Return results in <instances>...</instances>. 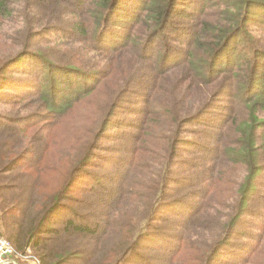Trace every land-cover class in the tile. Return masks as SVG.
<instances>
[{"label": "trees", "instance_id": "16d2710c", "mask_svg": "<svg viewBox=\"0 0 264 264\" xmlns=\"http://www.w3.org/2000/svg\"><path fill=\"white\" fill-rule=\"evenodd\" d=\"M16 12L19 43L0 63V103L3 90L35 85L9 105L41 102L45 111L0 115V225L17 253L32 251L40 264H183L188 253L185 264H264V43L249 28L257 20L264 30V0H29L22 12L0 0V23ZM52 41L54 50L36 51ZM95 94L104 98L83 156L47 192L38 163L50 156V138L35 152L18 143ZM121 126L139 133L124 132L121 165L96 183L86 170L104 168L100 154L118 146L112 130ZM206 126L197 143L195 129ZM166 128L173 143L160 156ZM134 152L160 164L152 198L142 192L137 204L121 176ZM229 167L241 182L221 192L213 178ZM115 232L119 243L104 252Z\"/></svg>", "mask_w": 264, "mask_h": 264}, {"label": "rangeland", "instance_id": "374dc122", "mask_svg": "<svg viewBox=\"0 0 264 264\" xmlns=\"http://www.w3.org/2000/svg\"><path fill=\"white\" fill-rule=\"evenodd\" d=\"M127 2H123L122 6L126 5ZM184 5V4H183ZM29 6V0H13V11H19L22 12L24 9ZM41 6V5H40ZM40 6H38L37 11L40 10ZM180 5L178 6L179 9ZM262 11V10H260ZM258 19L264 20V15L259 14ZM12 20V21H11ZM257 21V20H256ZM255 21V22H256ZM251 23L249 28L251 30V36L253 39H258L259 41L264 43V30L261 27V25H257L258 23ZM21 28L20 24V17L18 16L17 12L14 15V18L12 19V16L9 17L7 20H2L0 23V63L4 62L8 55L10 54L12 47V44H18V36H19V30ZM246 42H243L240 44L238 52L243 53V45H245ZM255 45L256 48L259 47ZM36 51L40 48H46V52L54 50L55 49V43L54 41L50 43H36ZM11 49V50H10ZM230 49H233L231 47ZM260 49V48H258ZM88 56H93L94 54L89 52ZM96 62H101V59L105 62L107 61V58H100L95 57ZM243 58V57H241ZM52 75L48 77V80H51ZM52 86V85H50ZM35 85H25L22 86L21 89H18L17 92H13V90H3V93H6L5 101L7 100V103L3 102L0 103V115L4 118H34L38 116H42L45 113L44 109L40 107L41 102H38V106H34V102H29L27 100L21 101L19 103H15L12 105H9V102L13 99H16L18 95H26L30 93L34 89ZM104 96L102 94H95L93 96H90L86 99H84L81 103H78L79 105L73 109L72 113L67 116L66 118H59V121H55L54 117H50L47 122L36 124L35 126L31 127L30 130L26 133V135H23L22 141H19V145L23 148L24 146H27L30 148L31 151L35 152V149H43L44 148V137H48L50 147L48 148L51 153L49 158L44 159L43 161H40L38 163V167L41 169V173L43 174V181L46 186V191L50 192L52 190L57 189L59 186H62L64 183V180L66 176L71 171V168L74 167L75 164L78 163L79 160H81L84 148L82 147V143L86 141V135L90 136L91 130H95L97 122H98V106L99 103L102 101ZM35 101V98H32ZM133 99H137L136 96L133 97ZM10 100V101H9ZM218 103V102H215ZM137 107L139 104H136ZM136 108V106H133ZM42 117L40 119H42ZM129 118H132L131 116ZM208 127H199L196 128L195 131L197 133L196 141L197 143H204L207 139V129ZM124 132H130V133H139L138 130H135V128H129L128 126H121L120 128H117L115 130H112V133L114 136H118V141H115L113 143V146H115L113 150H108L106 152H101L100 157L103 158L101 160V164L104 165V168H93V169H87L86 173H93L96 176V183L98 181H103L106 183V181L103 180V177H105L111 170H108L107 167L110 168H117L119 165H121L122 161L118 160V158L122 157V149L124 140L127 136H125ZM159 140H162L159 142V144L162 147V149L159 150L158 155L163 156L167 152L171 151V145L173 143V137L171 136V132L167 131L162 132ZM50 136V137H49ZM158 135H152L146 138H141L136 144V148L138 146H143V142H149V139H155ZM16 139V136H14ZM74 138V139H73ZM72 141L74 143L72 144ZM190 143H192V139H189ZM82 145V146H81ZM105 147H108L111 145V141L104 142ZM139 153L134 152L133 158L135 161L133 162L134 165L123 169L122 172L126 171V173H122L121 176L127 177L128 179L123 182V185L128 183L129 180H131V188L135 190L133 196L130 198L133 201H138L137 203H140L139 201H143L142 192H148L149 197L148 199L153 195V189L155 183L158 181V173L160 169V164L157 162H154L151 164H147L148 159L140 162V157L136 158ZM116 176H118V173H115ZM240 172L235 170L233 167L224 168L222 169L221 174H216V176L213 178L218 182L220 186V191H224L228 189L229 187H235L234 183L237 181L239 184L241 182V177H239ZM88 175L84 178V180H87ZM123 177V178H124ZM240 180L238 181V179ZM83 180V181H84ZM221 180V181H220ZM83 183V182H80ZM87 183V184H86ZM151 184V185H150ZM85 186H89L88 182L84 183ZM154 186V187H153ZM153 187V188H152ZM138 192V194H136ZM183 197H187L189 195V192L185 191L181 194ZM222 200H226L225 197L221 198ZM176 201L172 202L175 203ZM149 203V202H148ZM134 204V205H135ZM134 205H127V211L130 209V207ZM132 211H134V208H131ZM176 216H174V219ZM122 219H119L117 221H120ZM0 235L7 240L9 238L3 234L2 227L0 225ZM121 239V235L119 232L111 233L108 240L103 243L101 246L103 248L104 252L110 251L113 249V246L119 243ZM10 241V240H9ZM12 244V243H11ZM85 247V246H82ZM123 248L120 246V251ZM86 250V248L84 249ZM95 253V250H90L89 254L92 256ZM147 255V254H146ZM221 255V254H220ZM17 258L22 259L23 261L21 263L16 262V264H34L36 258L32 251H30L27 254V258L17 256ZM191 258V254H185V256L182 259L183 264H185L189 259ZM15 261H17L15 259ZM218 258L215 261L214 264L218 263ZM89 264V263H87Z\"/></svg>", "mask_w": 264, "mask_h": 264}, {"label": "built area", "instance_id": "2783aa9c", "mask_svg": "<svg viewBox=\"0 0 264 264\" xmlns=\"http://www.w3.org/2000/svg\"><path fill=\"white\" fill-rule=\"evenodd\" d=\"M17 256L27 258V255L17 253L11 242L0 235V264H16ZM34 264L40 262L35 259Z\"/></svg>", "mask_w": 264, "mask_h": 264}]
</instances>
